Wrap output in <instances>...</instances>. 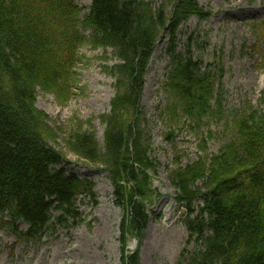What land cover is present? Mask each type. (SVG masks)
<instances>
[{
  "label": "trees",
  "instance_id": "16d2710c",
  "mask_svg": "<svg viewBox=\"0 0 264 264\" xmlns=\"http://www.w3.org/2000/svg\"><path fill=\"white\" fill-rule=\"evenodd\" d=\"M77 1L0 0V215L19 241L37 243L54 224L81 218L80 196L98 203L94 183L67 169V157L53 145L58 133L36 102L38 89L69 97L78 46L111 48L120 63L111 69L117 78L111 110L101 117L103 148L82 123L67 133L66 143L104 165L124 210L122 262L140 264L149 221L144 199L153 192L149 171H158L141 105L145 76L157 43L167 39L162 116L199 131L215 110L221 113L218 69L193 54L192 38L178 49L181 26L210 12L198 0H91L83 14ZM253 30L264 58V21ZM226 130L218 154L168 173L186 207L188 241L195 244L189 264H264V109L235 111ZM133 237L139 245L130 251Z\"/></svg>",
  "mask_w": 264,
  "mask_h": 264
},
{
  "label": "rangeland",
  "instance_id": "374dc122",
  "mask_svg": "<svg viewBox=\"0 0 264 264\" xmlns=\"http://www.w3.org/2000/svg\"><path fill=\"white\" fill-rule=\"evenodd\" d=\"M198 1L211 15L207 19L191 17L179 31L178 46L182 48L192 38L193 54L218 69L217 88L222 92L223 110L221 113L215 110L208 117L202 132L162 117V110L158 108L164 106L166 99L163 82L170 55L166 52V43H158L142 97V105L148 112L147 126L152 133L151 152L159 166L156 174L150 172L153 192L144 199L152 216L141 246L140 264H189V254L194 249L193 243H187L183 213L173 200L168 165H175L176 158H181V163L185 164L200 156L216 154L224 142L227 118L245 106L264 109L261 100L264 58L258 51L253 31L254 24L264 19V0ZM90 4V0L77 1L82 9ZM117 62L112 49L80 47L74 65L76 81L68 90L69 97L38 90L37 106L48 115L47 124L58 133L53 145L67 157L69 169L93 181L98 203L81 196L77 202L81 219L66 225L56 224L54 234L48 231L37 243L25 244L9 226L0 227V264H123L120 226L124 210L116 201L107 171L104 165L84 158L66 143L67 133H72L82 123L84 130L95 133L103 148L105 128L99 117L110 110L109 102L115 94L117 80L108 69ZM171 131L176 135L173 140L167 137ZM209 131L213 133L212 138L207 135ZM204 136L206 151L203 150ZM167 212L170 213L168 221L165 220ZM21 228L27 226L22 224ZM135 247L136 238H130L127 248L134 250Z\"/></svg>",
  "mask_w": 264,
  "mask_h": 264
},
{
  "label": "bare ground",
  "instance_id": "6f19581e",
  "mask_svg": "<svg viewBox=\"0 0 264 264\" xmlns=\"http://www.w3.org/2000/svg\"><path fill=\"white\" fill-rule=\"evenodd\" d=\"M132 246H134V244Z\"/></svg>",
  "mask_w": 264,
  "mask_h": 264
}]
</instances>
